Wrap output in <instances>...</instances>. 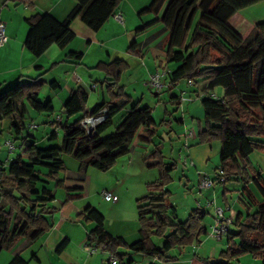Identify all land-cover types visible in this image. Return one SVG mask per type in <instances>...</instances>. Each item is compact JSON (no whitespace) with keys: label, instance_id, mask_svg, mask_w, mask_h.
I'll use <instances>...</instances> for the list:
<instances>
[{"label":"trees","instance_id":"trees-1","mask_svg":"<svg viewBox=\"0 0 264 264\" xmlns=\"http://www.w3.org/2000/svg\"><path fill=\"white\" fill-rule=\"evenodd\" d=\"M121 1L76 0L75 8L64 21L48 13L31 16L27 19L28 32L24 44L34 56H40L52 44L64 48L75 38L70 28L72 18L78 17L90 29L98 31ZM259 1L152 0L139 11V14L153 12L156 15L165 2L160 19L168 29V44L166 48L150 46L149 50L155 57L161 56L167 62L176 63L169 74L170 85L183 78L196 83L199 78L204 81L206 93L216 87L222 88V100L212 99L210 93L201 98L205 125L198 132L199 142L219 139L218 170L225 178L224 183L230 179L239 181L243 178L245 182L251 179L262 198L261 201H251L250 198L249 204H255V208L249 207L246 213L237 214L233 223L236 230L228 234L227 247L218 255L220 259L207 264H241L239 257L243 254L256 256L264 264V179L260 173L250 178L247 175L248 180L243 177L244 173L247 174L251 152L264 150V21L249 25L242 32L228 24L237 11ZM155 22L139 26L135 30L136 35ZM137 45L133 41L128 51H134ZM213 51L217 57H212ZM69 56L77 61L82 54L70 52ZM128 66L118 58L108 64H98L106 71L110 85L116 86L118 91H111L108 101L96 103L91 109L94 113L103 107L108 108V117L95 125L91 134L81 124L87 116L85 103L88 95L81 87L71 92L63 105L67 119L63 123L57 122L62 135L61 146L41 145L30 131L24 133L27 129L24 123L27 105L39 113H52L54 110L49 100L44 102L38 98L44 85L39 76L0 92V120L10 121L7 130L12 140L20 139V153L0 172V253L21 238H28L33 243L53 226L64 223L74 210L73 200L79 196L75 192H82L83 187L67 186L62 182L66 196L60 206L55 208L47 203L54 199V192L44 185L50 180L61 184L56 179L58 173L67 170L62 155H70L86 166L106 171L129 153L131 145L142 140V133H146V141L151 142L159 123L153 118L151 107L140 106L139 101L132 103L131 96L120 85L122 73ZM77 113L83 114L69 123V118ZM111 126L114 127L113 132L104 136ZM57 136V132L52 130L46 143ZM154 157L158 159L156 163L162 174L161 179L146 185L149 193L136 200L139 239L127 243L121 237H113L104 228L103 214L88 205L78 214L95 224L86 233L88 244L95 243L98 249L117 256L119 260L124 255L116 251L123 247L167 262L177 259L169 254L172 249L192 245L202 234L205 235L206 230L200 226L206 216L204 210L194 208L185 219L178 220L174 206L165 204L168 191L164 189V181L169 178V169L174 164H170L169 169L164 168L159 149L149 156L150 159ZM38 182L43 186L39 188ZM244 190L249 194L245 185L240 196ZM169 208L172 218L167 215ZM56 216V220L51 222ZM154 235L163 238L161 247L153 243ZM10 264H26V261L16 254Z\"/></svg>","mask_w":264,"mask_h":264},{"label":"rangeland","instance_id":"rangeland-1","mask_svg":"<svg viewBox=\"0 0 264 264\" xmlns=\"http://www.w3.org/2000/svg\"><path fill=\"white\" fill-rule=\"evenodd\" d=\"M148 2L149 1H147V3ZM120 3H122V6L125 7L127 11L123 13L126 28L141 26L146 20H149L148 18L152 19L154 17L152 12L135 14L134 9L132 8L133 5L137 8L144 6L139 3V0H122ZM146 15L149 16L144 17ZM139 17L144 18L140 21ZM154 29L155 28L152 27L146 29L141 34H137L136 42L139 44L143 39L156 31ZM123 32H121L122 35ZM116 36L117 37L111 41H103L104 47H102L101 51L98 50L99 45L96 44L91 46V49L88 48L89 50L85 49V51H83L84 57L82 62L74 66L75 71L72 72V76L74 77L76 74L80 76L82 80H85L83 82H88L85 84L88 95L85 109L91 110L93 106L102 99V94H104V97L109 100L110 92L118 91L116 86L110 85L106 76V71L98 67V61L102 60L108 64L115 58H121L125 60L129 66L122 73L120 85L124 87L125 93L131 96L133 102L141 101L140 106H149L152 108V116L156 123H159V126L157 127L151 142L142 139L137 145H131L129 154L120 157L116 161L115 166L106 171L98 170L92 166H86L70 155H62L64 166L67 170L58 173L56 179L60 180L61 184L58 185L55 180H50L48 184L44 185L54 192V199L47 202L48 206L58 208L61 202L65 199L66 192L62 185L63 182L67 186L85 187L82 192L81 190L75 192L79 193V196L73 200L75 209L70 214L73 215V217L76 218L78 213L82 212L86 206L90 205L103 214L108 220H113L116 217H123L125 219L128 218L129 220L132 219L136 221V200L149 193L148 187L146 186L148 183L161 179V168L156 163L158 159L155 157L151 158V160L147 159L148 155L151 154L155 148L159 149L161 152V159L165 164L164 168L169 169L171 167L170 164H174V167L169 169V178H166L164 181V189L168 191L165 196V204L174 206V213L178 220L185 219L193 208H204L208 213L206 214L203 223L208 227L213 221V208L207 206V202L213 201L216 205L221 204L224 189L228 192L226 193L228 203L232 205L236 204V206L241 207V209H243L242 203L236 201L238 196H240V191L243 190V185H246L247 190L256 197V200L261 201V195L251 179L249 182H245L243 178L239 179V184H236L235 180L232 179L224 184L215 183L207 191H201L198 187V182L201 176L206 175L210 178L216 176V170H218L220 164L221 148L219 139L199 142L200 139L198 132L205 125L201 98L211 92L216 93L218 96H222V88L216 87L214 90L206 93L204 81L197 78L195 85L188 89L186 79L183 78L170 86L167 85V82H169V79H167L166 86L161 90L156 91L150 88L146 82L149 72L155 70V61H158V58L163 60V57L161 56H158L157 58L153 56L149 50L150 46L156 47V42L149 43L152 45H146L148 49H143L142 54H137L136 52L131 54L126 51L130 44V41L127 40L126 36H119L118 34ZM99 38L104 40L101 36ZM85 46L86 44H82L80 48H85ZM94 50L97 52H91ZM212 57H217V53L213 51ZM165 63L164 68L170 70L176 66V63L174 62L166 61ZM160 64H162V62ZM161 68L162 67H158L157 69ZM58 73H60V70ZM59 80L62 82V79ZM93 85L94 88H91ZM46 89H50L48 85H46ZM183 90L186 91L185 94L187 97L184 102H180V99L179 102H176L172 98V94L178 93L180 98L181 91ZM195 90H197V93ZM51 93L52 92L46 93L43 91L40 94L39 100L45 102L49 98H52L54 108L52 113H39L27 105L24 117V123L27 126L24 133L30 131L37 137V140L41 145L46 144L44 142H46L50 131L55 126L50 124V122L56 117V115L61 116V123L65 122L67 119L61 105L62 100L58 96L50 95ZM125 109H127V107ZM125 109L123 111H125ZM82 114L83 113H77L70 117L69 123L81 117ZM122 114L123 112L116 117V120ZM180 119H183L184 122H180ZM8 124H10L8 119L0 120V160H5L0 163L2 166L8 164L20 153V139L14 140L17 148L12 152H9L4 145L5 140L11 137L6 127ZM30 124H35L37 127L31 130L28 128V125ZM2 128L5 129L2 130ZM187 129L193 131V136L188 138V147H185V139L183 138V135ZM113 130L114 127L111 126L103 135L106 136L113 132ZM44 134L46 135V138H44ZM47 144L48 146H61V132L56 138L48 141ZM185 158L188 160V163L192 162L193 165L188 166L187 164H184ZM249 160L250 163L246 166L247 174H243L244 179L247 178L246 180H248L247 175L250 178L251 176L255 177L259 173L264 179V150L256 149L252 151L249 155ZM41 170L46 172L45 168H41ZM83 178H85V183H82ZM42 186V182H38V187L40 188ZM100 189H104L117 195L118 201L113 203L105 200L100 193ZM243 197L245 200L249 198L246 190L243 193ZM251 207L254 209L255 204L251 203ZM245 210L241 211L246 213ZM167 215L170 216V218L173 217L170 208L167 210ZM55 218H57V216ZM82 222H86L84 218L82 219ZM206 236L207 234H202L199 237V241H202V244L204 241V247L210 246L217 249H225L227 247V241L225 238L217 241ZM152 241L157 247L163 245V238L157 235L152 236ZM192 245L188 246L189 249ZM184 248L185 247H175L169 252L170 255L178 257L174 261L179 259V256L181 255L180 250ZM220 251L221 250L218 251V254ZM101 252L103 251L99 249L95 254L100 255ZM116 252L123 254V259H128V253H121L122 251L119 250ZM208 252H203L204 255H202V257L204 256V258L207 259ZM130 253L134 254L135 252L130 250ZM190 253L192 256V250H190ZM218 259H220V257L216 255L215 257H210L209 261L216 262ZM239 262L241 264H261V260L251 254H243L239 257ZM104 264L107 263L104 262Z\"/></svg>","mask_w":264,"mask_h":264},{"label":"crops","instance_id":"crops-1","mask_svg":"<svg viewBox=\"0 0 264 264\" xmlns=\"http://www.w3.org/2000/svg\"><path fill=\"white\" fill-rule=\"evenodd\" d=\"M147 1L149 2L147 3ZM151 1L152 0H139V3L144 6H141V8H137L133 5L132 8L134 9L135 14H139V11L144 7L148 6ZM165 2L160 8V10L156 13V15L152 12L154 15L152 19L148 18L149 20H146V22L142 24L144 25L146 23L156 20L154 25L147 28L149 29L153 27L156 31H154L150 36L143 39L137 45V48L134 51H128L127 49L126 51L128 53L132 54L136 52L137 54H142L143 49H148L146 45H152L149 43L155 42L156 47H167L169 33L168 29L165 27V25L162 23V20L160 19L164 10ZM75 6L76 0H0V20H3L5 22V31L7 35V42L5 46L0 48V92L6 90L7 88L13 86L16 83L39 76L43 80L44 85L40 89L38 98L40 97V94L43 91L46 93L52 92L50 95L60 97V99L62 100L61 105L63 108V105L65 104L66 100L69 98L71 92L74 89L81 87L87 94L85 84H87L88 82H83L85 80L77 81L72 76V72L75 71L74 66L82 62V59L84 57L83 51H85V49H91V46L96 44L99 45L98 50L101 51L102 47H104V42H108L116 38L117 34L119 36H126L127 40L130 41L129 46L133 41H136L137 35L135 33V30L139 26L134 28H126L125 21L123 24L118 23L111 16L98 31H93L84 22H82L80 18L75 17L70 20V28L75 33V38L67 46H65L64 48H60L57 45L52 44L40 56H34L24 44L28 32L27 19L36 14L48 13L55 19L59 21H64L68 19L70 13L73 11ZM116 11H120L123 14L125 13L126 9L122 6V3H120ZM148 16L149 15H146L144 17ZM144 17H139V20L142 21ZM262 21H264V0H261L253 5L247 6L237 11L230 17V19L228 20V24L236 31L242 32L249 25H255ZM121 32H123V35L121 34ZM100 36L103 37L104 40H101L99 38ZM82 44H86L85 48H80ZM70 52L81 53V59L74 61L69 56ZM91 52L95 53L97 51L94 50ZM113 60H111V62ZM157 60L158 61H155V70H157L158 67L164 68L166 60L164 58L163 60L160 58H158ZM98 62L106 63L102 60ZM161 62L162 64H160ZM59 70L60 73H58ZM152 72H149V74ZM58 78L62 79V82ZM52 81H55V83L51 84ZM46 85H48L50 89H46ZM190 88L192 87H189L188 89ZM195 92L197 93V90H195ZM185 96L187 97L186 94ZM172 98L176 102H179L178 93L172 94ZM48 100L53 106L52 98H49ZM102 101H108V98H105L104 94H102V99L97 103H100ZM139 103L141 104V101H139ZM85 111L91 110L85 109ZM181 121L184 122L183 119ZM3 129L5 128H2V130ZM60 132L61 131L59 130L57 135H59ZM146 137L147 134L142 133V139L146 140ZM35 138L38 142L36 136ZM44 138H46L45 134ZM149 156L150 154L148 155L147 159L151 160ZM3 161L5 160H0V162ZM7 165L8 164H6L4 167H7ZM82 183H85V178L82 179ZM235 183L239 184V181H235ZM75 187H83V189H85L84 186ZM225 190L226 189H224L222 196L223 200L219 205H222L227 209L225 213L229 216H232L234 218V221L238 213H244L243 211L245 209L251 207L249 204L250 198L251 201H257L255 199L256 197H254V195L249 190V198L245 200L243 197V193L245 191L244 190L242 192V195L236 201L242 203L243 209H241V207H237L236 204L232 205L228 203V199L226 196V193L228 192ZM201 210H204L205 214L208 213L206 209L201 208ZM83 218L80 216H76L75 218L73 217V215H69V217L64 223H62L60 226H53L50 230L41 235L33 243H30L28 238H21L16 243H14L9 249L3 250L0 253V264H10L11 260L16 254H18L22 259H24L26 261V264H71L73 262H78L80 264H104V262H106L108 264V252H101L100 255H97L95 253L89 255L86 252V233L88 230L92 229L95 224L94 222L88 221L83 223ZM126 219L123 217H116L113 220H108L104 216V228L113 237H121L127 243H132L139 239V223L137 218L136 221L132 219L129 220L128 218ZM55 220L56 218H54L51 222ZM235 230L236 227L233 224L230 228L229 233ZM225 240L227 241V237H225ZM63 241L65 243L63 247L60 248V244ZM193 244L194 245H192L190 249L187 246L184 249L180 250L181 255L179 256V259L177 261L172 260L167 262H163L151 256H147L137 252L132 254L130 253L129 249L123 247L118 248L119 251H122L121 253H128V259L126 258L125 260L121 258L118 264H207L210 257H215L216 255H219L218 251L222 250L210 246L204 247V241L203 244L202 241H198V243ZM190 250H192L193 252L192 256ZM206 251H209L207 259H205L204 256L202 257V255H204L203 252Z\"/></svg>","mask_w":264,"mask_h":264},{"label":"built area","instance_id":"built-area-1","mask_svg":"<svg viewBox=\"0 0 264 264\" xmlns=\"http://www.w3.org/2000/svg\"><path fill=\"white\" fill-rule=\"evenodd\" d=\"M113 19L118 22L123 24L124 23V18H123V14L120 11H116L112 14ZM6 25L5 22L3 20H0V48L4 47L6 42H7V35H6ZM171 73V70L168 68H161V69H157L154 72L150 73L147 77V85L156 90L159 91L161 90L163 87L166 86V80L169 79V74ZM74 78L77 81H81L82 78L78 75H74ZM168 86L170 85L169 82H167ZM186 85L187 87H193L195 85L194 80L192 79H186ZM94 88V85L91 87ZM186 91H181L180 94V102L184 101L186 96H185ZM210 97L214 100H222L221 96L216 95V93L211 92L210 93ZM87 112V116L81 121L82 126L85 128L86 132L88 133V127L86 124V121H89L93 127H95V125L103 122L104 120H106V118L108 117V108L107 107H103L102 109H100L97 112H91V111H86ZM61 116L60 115H56V117L50 122V124L52 123V125H55L54 128H52V130H55L57 133L60 130L57 126L56 123L61 121ZM55 123V124H54ZM37 127V125L35 124H30L28 125L29 129H35ZM92 133V132H91ZM88 133V134H91ZM193 136V131L191 129H187L184 132L183 138L185 139V147H188V138H191ZM4 145L6 146L7 150L9 152L14 151L17 147L15 145V141L12 140L11 138L6 139L4 142ZM184 164H187L188 166L193 165L192 162L188 163V160L185 158L184 159ZM4 166L0 165V172L3 169ZM218 173L216 174V176L214 178H210L209 176L203 175L201 176L199 182H198V187L201 190H208L210 189L215 183H224L225 182V178L222 175L221 171L218 170ZM100 193L103 196V198L107 201H111V202H116L118 200L117 195L112 194L111 192H108L104 189H100ZM207 206H211L213 208V221L207 226H205V224H201L200 226L203 227L206 230V234L208 237H211L215 240H221L225 237L228 236L229 231H230V226L233 225L234 223V218L232 216H229L225 213V211L227 210L224 206L222 205H216L213 201H209L207 202ZM204 209V208H203ZM86 248V252L91 255L96 253L99 249L98 246L93 243V244H88L86 243L85 245ZM109 253V252H108ZM119 259L117 258V256L110 254L108 256V264H118L119 263ZM71 264H80L78 262H73Z\"/></svg>","mask_w":264,"mask_h":264},{"label":"water","instance_id":"water-1","mask_svg":"<svg viewBox=\"0 0 264 264\" xmlns=\"http://www.w3.org/2000/svg\"><path fill=\"white\" fill-rule=\"evenodd\" d=\"M86 124H87V127H88V130H87L88 133H91L94 130L93 125L89 121H86Z\"/></svg>","mask_w":264,"mask_h":264}]
</instances>
